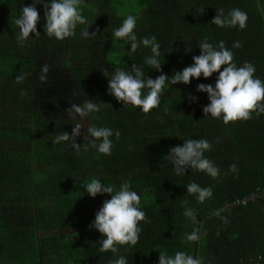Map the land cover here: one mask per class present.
Listing matches in <instances>:
<instances>
[{
	"label": "trees",
	"instance_id": "1",
	"mask_svg": "<svg viewBox=\"0 0 264 264\" xmlns=\"http://www.w3.org/2000/svg\"><path fill=\"white\" fill-rule=\"evenodd\" d=\"M31 2L0 0V264H108L114 254L99 251L106 237L90 224L111 195L89 196L84 185L93 177L117 187L127 181L141 195L147 222H141L139 242L120 247L129 264H157L159 252L180 250L204 264H252L249 258L259 256L264 264V194L255 196L264 190V114L228 124L205 117L207 94L197 93L196 86L214 84L218 73L207 80L193 78L189 85H169L159 108L147 114L109 95L104 75L133 63L144 68L145 76L161 74L143 63L150 49L129 56L130 45L125 49L111 36L127 15H134L138 38L157 37L168 76L190 66L200 54L198 41L207 38L214 45L223 41L238 66L254 64L255 75L264 80V0H84V15L93 24L89 33L97 37L82 38L85 26L80 25L76 36L64 41L44 34V10L38 4L41 35L20 41L15 20ZM233 8L248 14L243 30L210 23L217 9ZM237 41L242 47L233 48ZM45 64L49 72L42 82ZM21 74L26 79L17 84ZM189 93L198 100L190 102ZM85 94L102 104L98 119L70 118L65 109L83 103ZM77 122L118 129L112 154L52 145L56 135L71 133ZM85 132L81 129L77 138L81 146L91 139L83 138ZM188 138L212 143L205 155L220 168L219 177L191 169L185 176L175 174L165 156ZM233 163L236 173L229 170ZM191 182L211 186L213 197L198 202L187 194ZM184 200L197 210L195 225L183 216ZM194 227L201 238L189 242L185 236Z\"/></svg>",
	"mask_w": 264,
	"mask_h": 264
},
{
	"label": "clouds",
	"instance_id": "2",
	"mask_svg": "<svg viewBox=\"0 0 264 264\" xmlns=\"http://www.w3.org/2000/svg\"><path fill=\"white\" fill-rule=\"evenodd\" d=\"M38 4L43 6V29L48 37L64 41L76 36V30L80 25L85 26L80 32L82 38L97 37L96 32L89 33L93 24H90L88 17L84 15L82 7L84 0H32L30 5L21 7L20 14L15 20L19 29L20 41L41 35L37 30V25L41 22ZM247 21L246 11L233 8L227 13L224 9H217V15L210 23L221 28L231 27L243 30L247 27ZM136 29L137 17L127 15L120 26L112 31L111 36L121 42L125 49L130 45V50H125L129 56L140 49H150L151 55H146L143 63L161 74L156 78L145 76L144 68L136 63L128 69L117 67L110 74H107L109 71L106 70L104 75L109 77L108 94L121 102L124 107H136L147 114L159 108L163 93L169 85L181 83L189 85L193 78L199 80L203 77L207 80L213 77L214 73H218L214 84L199 83L196 86L197 93L207 94L209 103L203 107L205 117L222 119L223 123L228 124L234 121L249 120L253 113L257 116L264 114V80L255 75L257 69L254 64L244 62L242 66H238L234 62L233 51L226 47L223 41L214 45L207 38L199 40L197 46L200 54L192 57L193 63L168 76L161 67L163 65L160 60L161 45L157 37L152 35L138 38ZM30 33L35 35L31 36ZM240 47L242 45L239 41L233 44V48ZM188 50L191 51L192 46L188 47ZM48 72L49 65H43L42 74L39 77L42 82H46ZM25 79L26 76L23 74L15 78L17 84H22ZM188 99L190 102H196L198 97L189 93ZM101 111L102 104L98 103L97 99L88 96L83 103H71V107L65 109L70 118L75 120L78 117L80 121L88 118L96 120L98 119L96 114ZM83 128H86L83 138L90 137L91 139L81 146L77 143V138L81 136ZM120 135L118 129L95 124L85 126L84 123L77 122L71 133L63 131L51 142L52 145L67 143L77 153L95 149L100 154L110 156L113 149L112 137L115 136L118 139ZM183 141L182 146L170 147L165 156L177 176H185L188 169L203 172L213 179L221 175L220 168L205 155L212 149V143L209 140L188 138ZM229 170L234 173L238 172L237 165L233 163ZM84 189L92 198L106 193L111 195L110 199L103 201L90 228L106 237L99 241V251H111L114 254V258L110 259L108 264H129L128 257L120 254V247H134L139 242L142 232L141 222H147L146 212L141 204V195L133 190L127 181L117 187L103 183L98 177L91 178L84 185ZM186 189L187 194L194 195L200 203L213 197L211 186L202 187L196 182H191ZM258 193L259 191L255 196H259ZM187 205L188 201L184 200L181 205L184 208L183 216L195 225L197 210ZM216 215L219 216L220 212L217 211ZM223 219L227 223V219ZM200 238L198 227H194L192 232L185 236L189 242H197ZM157 264H204V261L201 257L182 250L172 254L161 251Z\"/></svg>",
	"mask_w": 264,
	"mask_h": 264
},
{
	"label": "built area",
	"instance_id": "3",
	"mask_svg": "<svg viewBox=\"0 0 264 264\" xmlns=\"http://www.w3.org/2000/svg\"><path fill=\"white\" fill-rule=\"evenodd\" d=\"M258 194L259 195L260 194H264V190L259 191ZM261 260H263L261 256H259L257 258H249V263H252V264H260ZM218 264H221V263H218Z\"/></svg>",
	"mask_w": 264,
	"mask_h": 264
},
{
	"label": "crops",
	"instance_id": "4",
	"mask_svg": "<svg viewBox=\"0 0 264 264\" xmlns=\"http://www.w3.org/2000/svg\"><path fill=\"white\" fill-rule=\"evenodd\" d=\"M0 263H3L2 261Z\"/></svg>",
	"mask_w": 264,
	"mask_h": 264
}]
</instances>
